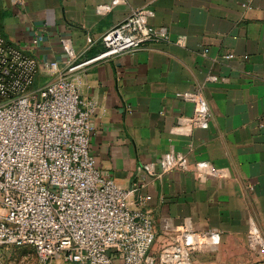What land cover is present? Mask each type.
I'll return each mask as SVG.
<instances>
[{"label":"crops","instance_id":"0c3cea01","mask_svg":"<svg viewBox=\"0 0 264 264\" xmlns=\"http://www.w3.org/2000/svg\"><path fill=\"white\" fill-rule=\"evenodd\" d=\"M108 3L0 0V30L38 61L44 85L69 64L64 40L76 61L94 58L104 50L102 36L133 10H153L152 24L166 30L168 40L73 78L81 100L96 109L91 153L129 202L151 198L146 211L159 242L188 224L222 234L218 248L203 256L207 264H257L248 234L252 223L264 238V0H126L99 16L96 8ZM49 63L57 69L48 71ZM186 92L207 100L213 115L207 130L184 126L194 113ZM166 154L185 155L190 170L162 173ZM202 161L218 174L199 179L194 167ZM146 164H155V173L148 174ZM52 264L71 263L60 256Z\"/></svg>","mask_w":264,"mask_h":264},{"label":"built area","instance_id":"2783aa9c","mask_svg":"<svg viewBox=\"0 0 264 264\" xmlns=\"http://www.w3.org/2000/svg\"><path fill=\"white\" fill-rule=\"evenodd\" d=\"M125 4L109 0L96 13L104 16ZM154 18L149 8L133 10L102 36L104 50L88 60L76 61L71 42L64 40L69 64L44 85L38 84V61L9 44L0 30V260L3 248L14 245L32 248L38 264H52L60 256L71 264H113L115 258L121 264H207L203 256L221 244L220 232L188 224L159 242L146 211L151 198L129 202L128 193L101 173L91 153L96 109L81 100L73 78L89 66L168 40L166 30L152 24ZM46 69L54 71L57 64ZM183 99L194 106L184 126L207 130L213 115L202 93L186 92ZM158 167L162 173L190 170L183 154H166ZM143 168L148 174L156 171L155 164ZM194 172L201 180L218 174L206 161ZM248 240L260 255L257 264H264V238L252 223Z\"/></svg>","mask_w":264,"mask_h":264},{"label":"rangeland","instance_id":"374dc122","mask_svg":"<svg viewBox=\"0 0 264 264\" xmlns=\"http://www.w3.org/2000/svg\"><path fill=\"white\" fill-rule=\"evenodd\" d=\"M0 264H38V260L32 248L9 245L2 250Z\"/></svg>","mask_w":264,"mask_h":264}]
</instances>
